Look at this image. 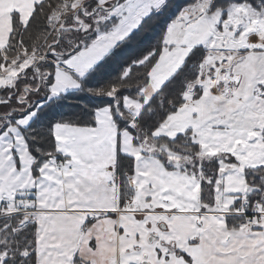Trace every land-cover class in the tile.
<instances>
[{
	"label": "snow or ice",
	"instance_id": "6c2138e0",
	"mask_svg": "<svg viewBox=\"0 0 264 264\" xmlns=\"http://www.w3.org/2000/svg\"><path fill=\"white\" fill-rule=\"evenodd\" d=\"M0 264H264V0H0Z\"/></svg>",
	"mask_w": 264,
	"mask_h": 264
}]
</instances>
